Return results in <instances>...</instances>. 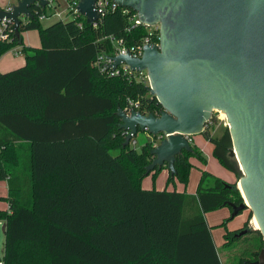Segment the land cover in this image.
<instances>
[{"label": "trees", "instance_id": "trees-1", "mask_svg": "<svg viewBox=\"0 0 264 264\" xmlns=\"http://www.w3.org/2000/svg\"><path fill=\"white\" fill-rule=\"evenodd\" d=\"M48 8L32 6L34 19L21 20L19 26L20 34L38 32L39 48L24 46L21 36L0 42V57L20 47L25 59L24 66L0 73V180L7 184L2 198L7 209L0 210L5 224L0 260L222 264L204 214L228 203L243 204L236 183L203 170L194 195L142 189V179L163 169L145 171L157 140L139 150L131 141L123 147L126 133L116 112L127 100L138 101L144 114L157 115L161 107L142 83L106 77L92 66L99 54L114 53V41L126 47L141 41L144 27H133L130 20L135 12L117 8L95 26L79 16L44 27L39 16ZM208 141L214 159L237 177L228 129ZM191 146V153L176 157V174L168 175V183L176 179L187 185L191 157L205 164L201 152ZM209 178L213 182L206 187ZM250 232L257 238L254 257L236 264L258 259L262 237ZM234 239L226 230L224 246Z\"/></svg>", "mask_w": 264, "mask_h": 264}, {"label": "water", "instance_id": "water-1", "mask_svg": "<svg viewBox=\"0 0 264 264\" xmlns=\"http://www.w3.org/2000/svg\"><path fill=\"white\" fill-rule=\"evenodd\" d=\"M75 1L87 23L99 20L97 0ZM112 1L134 11L140 23L158 26L159 32L158 46L145 45L141 58L113 57L112 68L124 63L132 71H146V90L161 107L157 115L134 110L127 115L118 108L120 129L126 133L123 147L139 130L153 139L160 136L145 171L165 168L173 177L176 157L193 151L187 137L208 140L215 113L224 114L232 142L229 157L241 171L236 185L244 201L228 207L232 217L251 212L263 248L249 264H264V0ZM37 4L45 8L49 0H18L11 11L0 10V21L11 20L14 36L20 37L21 19L33 20L31 7Z\"/></svg>", "mask_w": 264, "mask_h": 264}, {"label": "rangeland", "instance_id": "rangeland-1", "mask_svg": "<svg viewBox=\"0 0 264 264\" xmlns=\"http://www.w3.org/2000/svg\"><path fill=\"white\" fill-rule=\"evenodd\" d=\"M17 2L18 0H7V3H10L11 5L16 4ZM4 9L6 8H3L2 10ZM47 13L49 15L52 13H58L59 18L56 16H52L48 19L43 20L42 25L44 27H47L59 20L69 21L70 19H72V16L67 14V4L64 2V0H54V2L51 4V8H48ZM37 34L38 32L34 33L35 36H37ZM13 50H15V48L12 49L11 51ZM16 50L19 52L20 49L19 50L16 49ZM19 55L20 56L18 55L15 56L13 53L12 57L22 58L20 52ZM214 116L216 117L217 121L214 124V127L211 129L210 133L217 136L218 135L221 136L223 132L228 128L226 124V120L224 119L225 116L222 114L220 115L218 112H216ZM198 137L199 136H197V138ZM151 139L152 137H150L146 132L139 130L137 134L131 139L130 145L136 150H139L141 146H143L146 142L152 141ZM192 145L197 147V149L201 152V154L205 159V164L201 163V161H199L196 157H191L189 159L190 164H192V168L189 172V179L186 186L182 185L176 179L174 180V182L168 183L167 175L164 176V172L161 170L154 177L150 176L148 177L149 179H145V178L142 179L140 183V187L142 189H148V190L154 189L156 191H163L166 187L167 191L176 190L177 192H185L186 194L193 195L196 192V188L199 183V176L203 169H206L207 171L211 172L216 178H219L221 181H224L225 179L226 180L233 179L232 176L233 174L227 171L225 168H223L220 165V163L216 159H214V157H212L211 154H209L211 151H213V146L211 144H209L208 142L205 143L202 140L201 146H199L197 142L196 143L194 142ZM239 172H240L239 175L237 177L235 176L234 183H236L238 179L242 176L240 170ZM194 175L196 176L195 180H193ZM212 182L213 180L209 178L206 181V187L212 185ZM6 195H7L6 181L0 180V210L7 209V203L4 199H2L5 198ZM204 217L207 224L211 228L212 237L216 244L218 255L220 257L222 264H236L240 259L250 260L254 257L253 253L254 251H256L258 245H257V238L251 232L235 238L232 244L229 246L222 245L224 243L223 234L227 230L226 225H228L227 226L228 228H233L237 224L241 225L242 223H244V226H247V230L250 231L254 230V227L252 225V214L248 209H245L238 216L232 217V214L229 212L227 208H221L218 210L205 213ZM223 222H226L225 227L221 226ZM2 252H3V234L0 227V257L2 256Z\"/></svg>", "mask_w": 264, "mask_h": 264}, {"label": "built area", "instance_id": "built-area-1", "mask_svg": "<svg viewBox=\"0 0 264 264\" xmlns=\"http://www.w3.org/2000/svg\"><path fill=\"white\" fill-rule=\"evenodd\" d=\"M53 2H54V0H49V4L46 7L51 8V4ZM64 2L67 4V14L71 15L72 19H75V18L80 16L78 11H77V1H75V0H64ZM95 6L97 9V12L99 13L100 18L104 14H106L107 12L114 11L117 8H119L112 0H97ZM36 7H40V6L37 4ZM5 10L11 11V7L6 8ZM35 12L37 13V11H35ZM124 13H126V11H124ZM52 16H56L59 18L58 13H52L49 15L46 12V13L41 14L39 16V20L42 22L43 20L48 19ZM100 18H99V20H100ZM21 20H23L24 22L28 21V19H26V18H22ZM130 20L132 22L133 27H137V26L144 27L145 34L142 37L141 41H139L138 43H136L135 45L130 46V47L123 46L122 41H114V45H115L114 53L111 55H107L104 53L99 54L96 57L95 61L92 63V66L97 68L106 77H123L128 81H136L138 83H142L145 86H148L149 85V79H148L146 71H141V72L132 71L124 63L118 65L115 68H112V64L114 63L113 57H115V56L130 54V56L132 58H141L145 45L154 44V45L158 46V41H159L158 26H148V25H144V24L140 23L136 13L130 18ZM96 23L97 22L93 23V26H95ZM79 27H81L80 24H79ZM12 35H14L13 22L9 19L4 18L3 20L0 21V42L10 40ZM13 51L15 54H19V52L16 50V48ZM122 110L127 115L129 114V112L131 110L140 111L139 110V102L133 101V100H127V105ZM218 113L221 115L220 112H218ZM155 140H157V143H158L161 140V137L158 136V137H156ZM187 140L191 144V137H187ZM157 143H154V144H157ZM2 225H3V223L0 222L1 231H2ZM0 264H3V262L1 260H0Z\"/></svg>", "mask_w": 264, "mask_h": 264}, {"label": "crops", "instance_id": "crops-1", "mask_svg": "<svg viewBox=\"0 0 264 264\" xmlns=\"http://www.w3.org/2000/svg\"><path fill=\"white\" fill-rule=\"evenodd\" d=\"M10 6H12L10 3H7V0H0V10H2L3 8H8V7H10ZM34 33H37V31H35V30H32V31H26V32H23V33H21L20 34V36H21V38H22V43H23V45L24 46H27V47H31V48H39L40 47V40H39V36H38V34H37V36H35L34 35ZM16 49H20V47H17ZM14 53V51H9V52H7L6 54H4L3 56H1L0 57V73H6V72H9V71H12V70H15V69H17V68H20V67H22V66H24L25 65V59H24V56L22 55L21 57L22 58H14V57H12V54ZM14 55L15 56H20L19 54H15L14 53ZM210 135L212 136V137H220V135H214V134H212V133H210ZM153 139V138H152ZM151 139V140H152ZM204 141L205 143L206 142H208L209 144H211L206 138H204L203 136H201V135H199V137L197 138V136H193V137H191V145L195 142H197V144H199V146H201V141ZM212 145V144H211ZM210 152V151H209ZM205 153V152H204ZM206 154V153H205ZM209 154H211V156H212V151L209 153ZM213 157V156H212ZM203 170H205V171H207L206 169H203ZM202 170V171H203ZM162 171L164 172V176H166L167 175V177H168V175H169V173H168V171L165 169V168H163L162 169ZM201 171V170H200ZM162 172V173H163ZM209 172V171H208ZM211 173V172H210ZM212 174V173H211ZM213 175V174H212ZM151 175H149V176H147V177H145V179H149L148 177H150ZM200 176H201V174H200ZM200 176H199V179H200ZM233 176V179L232 180H224V182H227V183H234L235 182V176H234V174L232 175ZM213 177L214 178H216L214 175H213ZM196 179V176L194 175V179L193 180H195ZM219 179V178H218ZM165 189H166V187H165ZM197 189V188H196ZM144 190H148V189H144ZM196 193V192H195ZM194 193V194H195ZM193 194V195H194ZM225 208H227L228 210H229V212H230V209L228 208V207H225ZM206 221V220H205ZM246 221V220H245ZM244 221V222H245ZM207 223V222H206ZM244 223H242L241 225L240 224H237V225H235V227H233V228H228L227 226L228 225H226V228H227V230L228 231H233V230H236V229H238L239 227H241L242 225H243ZM208 225V224H207ZM220 225V224H219ZM209 226V225H208ZM210 227V226H209ZM224 235H225V233L223 234V239H224ZM211 236H212V232H211ZM212 239H213V237H212ZM213 242H214V240H213ZM224 243H225V240H224ZM224 243L222 244L223 246H224ZM214 244H215V242H214ZM215 247H216V244H215ZM216 249H217V247H216Z\"/></svg>", "mask_w": 264, "mask_h": 264}, {"label": "flooded vegetation", "instance_id": "flooded-vegetation-1", "mask_svg": "<svg viewBox=\"0 0 264 264\" xmlns=\"http://www.w3.org/2000/svg\"><path fill=\"white\" fill-rule=\"evenodd\" d=\"M212 126H214V125L211 124V125L208 127L209 132H210V129L212 128ZM242 212H243V211H242ZM230 213H232V210H231V209H230ZM242 230H246V231L248 232L247 227H245L244 224H243V225H242L241 227H239L238 229L232 231V232L234 233V237H235V238L240 237V236H238V234H239ZM246 234H248V233H246Z\"/></svg>", "mask_w": 264, "mask_h": 264}, {"label": "bare ground", "instance_id": "bare-ground-1", "mask_svg": "<svg viewBox=\"0 0 264 264\" xmlns=\"http://www.w3.org/2000/svg\"><path fill=\"white\" fill-rule=\"evenodd\" d=\"M222 115H224V114H222ZM252 225H253L254 229H258L257 223H256V221L254 219H252Z\"/></svg>", "mask_w": 264, "mask_h": 264}]
</instances>
